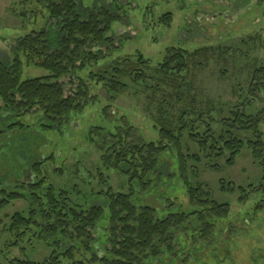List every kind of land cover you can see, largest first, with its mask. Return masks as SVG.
Listing matches in <instances>:
<instances>
[{"label": "trees", "instance_id": "trees-1", "mask_svg": "<svg viewBox=\"0 0 264 264\" xmlns=\"http://www.w3.org/2000/svg\"><path fill=\"white\" fill-rule=\"evenodd\" d=\"M100 1H96L100 7L88 3L84 8L77 0H18L23 19L28 13L34 17L40 7L41 12L47 11L48 23L17 39L11 63L0 60V135L6 129L24 127L12 116L37 112L46 118L44 130H60L71 116L97 102L89 98L82 76H78L77 92L69 94L61 79L105 59L101 51H93L95 47L113 45L111 34L120 17ZM13 11L17 14L16 8ZM171 20L167 12L161 22L170 25ZM137 55L110 64L104 73H90V79L103 85L110 102L130 89L125 79L132 85L143 84L156 108L152 115L156 136L139 135L126 121L114 132L92 127L89 140L94 145L102 143L97 145L101 162L85 187L58 184L54 176H61L64 169L58 168L53 156L27 161L19 170L5 165V172L0 163V210L17 201L26 203L3 226V232L14 239L8 246L50 250L43 260L9 259L3 253L0 264H62L64 260L72 264H196L199 260L210 264L202 259L214 251V228L230 208L229 202L214 198L200 179L201 169L219 170L221 159L234 166L248 151L264 174V64L251 71L246 86L236 84L233 100L225 102L201 98L197 92L194 70L207 68L215 55L213 47L169 48L153 76L147 74L148 60ZM23 62L45 74L22 79ZM107 111L105 107V116ZM104 131L108 137H101ZM49 162L54 164L53 175ZM113 171L126 176L123 190L111 185ZM238 190L246 196L241 187L223 186L225 192ZM254 191H264V185ZM181 194L186 201L178 200ZM230 236L224 235L223 242ZM219 259L214 256L215 262Z\"/></svg>", "mask_w": 264, "mask_h": 264}, {"label": "rangeland", "instance_id": "rangeland-1", "mask_svg": "<svg viewBox=\"0 0 264 264\" xmlns=\"http://www.w3.org/2000/svg\"><path fill=\"white\" fill-rule=\"evenodd\" d=\"M77 1L84 4V8L88 3L100 7L96 4L98 0ZM17 2L0 0V60L10 63L15 57L17 39L48 23L47 11L41 12L40 7L34 17L33 13H28L23 19ZM99 4L120 17L111 34L113 45L95 47L93 51L96 54L101 51L105 59L97 64L92 61L85 70L61 79L66 94H69L77 92L78 76H82L88 86L89 98L91 96L97 102L88 105L82 114L71 116L60 130L54 127L44 130L46 118L42 112L12 116L24 127L6 129L0 135V163L4 172L7 170L5 165L11 169L17 166L19 170L25 162V166L29 164L27 161L53 156L58 168L64 169L61 176H54L58 184L85 187L91 177L97 175L96 169L101 162L102 150L97 145L102 143L97 141L94 145L89 140L92 127L101 126L114 132L120 122L119 125L126 121L136 127L139 135L154 138L152 115L156 108L148 101L150 91L143 84L132 85L131 80L125 79L131 85L130 89L110 102L103 85L90 79V73H104L103 70L117 61L142 54L151 66L147 74L153 76L151 72L164 60L169 48L193 51L213 47L215 55L207 68L194 70L197 92L201 98L225 102L233 100L231 94L236 84L246 86L251 71L264 64V0H103ZM15 8L17 14L13 11ZM167 12L172 17L170 25L161 22ZM23 63L22 79L45 74L43 69ZM105 107H108V116L103 114ZM105 136L108 137L104 131L101 137ZM223 161H220L223 168L202 167L200 173V179L207 183L214 198L221 203L229 202L230 208L228 216L219 220L214 228L216 234L211 240L216 246L214 251L202 260L210 264H264V191H254L264 185L263 170L248 151L243 152L234 166H227ZM51 163L49 172L53 175L54 164ZM110 177L114 189L126 187V176L113 171ZM93 182L97 186V179ZM172 183L175 184L176 179ZM229 183L235 189H245L248 200L239 190L229 193L225 188L223 191V186H231ZM178 200L186 201L185 195L181 194ZM25 206V202L17 201L0 210V262L4 260V254L9 259L43 260L50 252L44 246L33 249L26 245L25 249L8 246L14 239L8 232H3V226L8 223L9 215ZM223 227L227 229L226 233L221 231ZM226 234L231 236L223 242ZM186 248L190 249V244ZM216 255L219 262L214 261ZM62 264L72 263L64 260ZM196 264H203V261Z\"/></svg>", "mask_w": 264, "mask_h": 264}]
</instances>
